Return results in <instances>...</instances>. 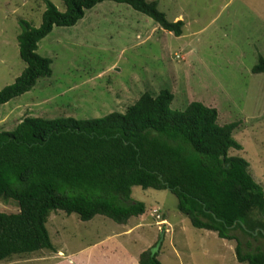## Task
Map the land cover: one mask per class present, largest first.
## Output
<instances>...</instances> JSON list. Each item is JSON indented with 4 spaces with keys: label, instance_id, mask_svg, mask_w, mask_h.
Listing matches in <instances>:
<instances>
[{
    "label": "rangeland",
    "instance_id": "obj_1",
    "mask_svg": "<svg viewBox=\"0 0 264 264\" xmlns=\"http://www.w3.org/2000/svg\"><path fill=\"white\" fill-rule=\"evenodd\" d=\"M46 1L0 0V91L26 68L20 21L38 28ZM49 1L66 11L62 0ZM148 1L159 2L169 21L184 22L181 36L113 1L86 10L74 26H55L38 44V53L52 60V76L0 105V130H14L29 116L93 119L125 113L143 93L156 96L168 89L174 110L199 101L218 110L220 125L237 123L233 137L242 150L231 149L230 155L246 158L264 187V73L252 72L264 57V0ZM132 197L147 212L122 225L102 215L84 222L77 214L53 211L47 227L54 250L2 264H138L149 248L158 251L162 264H242L237 242L195 228L169 190L135 186ZM19 211L16 202L0 199V212ZM238 235L244 244L251 241L244 247L264 250V239Z\"/></svg>",
    "mask_w": 264,
    "mask_h": 264
},
{
    "label": "trees",
    "instance_id": "obj_2",
    "mask_svg": "<svg viewBox=\"0 0 264 264\" xmlns=\"http://www.w3.org/2000/svg\"><path fill=\"white\" fill-rule=\"evenodd\" d=\"M62 1L65 12L46 1L38 28L20 21L19 52L26 68L0 91V105L52 76V60L38 53L39 42L55 26L76 25L104 1L127 4L175 36L183 33L184 22L169 21L157 1ZM252 72L264 73L263 56ZM173 100L168 89L156 96L145 92L125 113L93 119L29 116L14 130H0V199L20 208L0 212V264L53 251L47 227L53 211L77 214L84 222L102 215L121 225L145 214L146 204L132 197L135 186L169 190L195 228L235 240L240 263L264 264L262 247L246 248L251 241L244 244L238 235L264 239V187L246 158L230 155L231 149L242 150L233 137L237 123L220 125L218 110L199 101L174 110ZM158 255L149 248L138 264H162Z\"/></svg>",
    "mask_w": 264,
    "mask_h": 264
},
{
    "label": "built area",
    "instance_id": "obj_3",
    "mask_svg": "<svg viewBox=\"0 0 264 264\" xmlns=\"http://www.w3.org/2000/svg\"><path fill=\"white\" fill-rule=\"evenodd\" d=\"M156 217L158 218V219H160L161 218V215L160 214H158V211H156Z\"/></svg>",
    "mask_w": 264,
    "mask_h": 264
},
{
    "label": "clouds",
    "instance_id": "obj_4",
    "mask_svg": "<svg viewBox=\"0 0 264 264\" xmlns=\"http://www.w3.org/2000/svg\"><path fill=\"white\" fill-rule=\"evenodd\" d=\"M160 220H161V218H160Z\"/></svg>",
    "mask_w": 264,
    "mask_h": 264
},
{
    "label": "water",
    "instance_id": "obj_5",
    "mask_svg": "<svg viewBox=\"0 0 264 264\" xmlns=\"http://www.w3.org/2000/svg\"><path fill=\"white\" fill-rule=\"evenodd\" d=\"M255 234H257V233H255Z\"/></svg>",
    "mask_w": 264,
    "mask_h": 264
}]
</instances>
